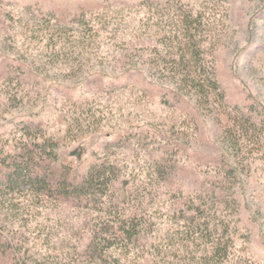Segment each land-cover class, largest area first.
I'll return each mask as SVG.
<instances>
[{
    "label": "rangeland",
    "instance_id": "374dc122",
    "mask_svg": "<svg viewBox=\"0 0 264 264\" xmlns=\"http://www.w3.org/2000/svg\"><path fill=\"white\" fill-rule=\"evenodd\" d=\"M179 3L209 21V101L155 68ZM249 120L262 136L237 141ZM44 137L56 178L105 164L117 180L103 195L21 190L0 209V264H264V0H0V169ZM120 218L130 243L113 238Z\"/></svg>",
    "mask_w": 264,
    "mask_h": 264
},
{
    "label": "trees",
    "instance_id": "16d2710c",
    "mask_svg": "<svg viewBox=\"0 0 264 264\" xmlns=\"http://www.w3.org/2000/svg\"><path fill=\"white\" fill-rule=\"evenodd\" d=\"M168 11L173 16L166 14V18L163 17L158 23L163 33L157 44L163 49L156 51L158 59L155 68L161 75L175 80L172 83L177 94L184 96L192 92L199 98L209 101L213 94L219 92L213 63L206 60L205 43L209 21L204 13L195 12L182 3L176 4L174 11L171 9ZM246 124H235L233 129L229 130L232 133L231 131L236 129L234 134L237 141L250 138V132H254L258 138L262 136L263 127L257 130L255 123L250 120ZM57 149L58 145L45 137L41 140L34 139L30 143L18 144L15 152L2 162L0 169L1 210L12 212L16 204L14 196L21 190L35 197L53 192L68 197L87 194L90 190L93 194L103 195L108 191L110 184L117 180L113 168L108 169L105 164L91 167L87 176L77 185L68 184L66 179L56 178V171L45 168L43 164L46 160L51 162L59 160ZM52 180L56 182L55 187L51 185ZM130 224V219L120 218L117 221L114 226L115 241L132 242L138 232L137 225ZM197 236L195 241L203 235L201 233ZM106 242L112 241L108 239ZM101 244V241L96 244V252L100 251ZM212 245L213 250L209 258L214 259L221 254L220 243L215 242Z\"/></svg>",
    "mask_w": 264,
    "mask_h": 264
}]
</instances>
